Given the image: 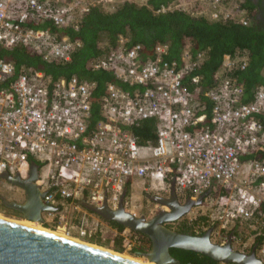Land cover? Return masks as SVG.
Wrapping results in <instances>:
<instances>
[{"label": "built area", "instance_id": "2783aa9c", "mask_svg": "<svg viewBox=\"0 0 264 264\" xmlns=\"http://www.w3.org/2000/svg\"><path fill=\"white\" fill-rule=\"evenodd\" d=\"M147 1L0 0V48L22 47L44 62L67 63L81 43L58 39L41 25L76 31L93 6L114 11L125 3ZM243 3L172 0L155 13L180 11L247 27ZM127 39L118 37L90 64L93 71L110 72L129 87L106 85L96 122L95 83L75 76L52 82L41 71L16 72L12 62L0 58V191L8 183L4 174L28 179L33 159L42 203L54 209L41 213V225L110 244L119 237L130 251L143 244L138 233L127 227L119 231L81 202L110 211L122 205L138 217L127 207L128 183L147 182L169 194L173 182L177 195L193 200L209 192L199 206L208 226L227 230L250 224L254 240L248 249L255 245V255L264 263V159L256 157L264 152V89L256 87L254 99L243 102V84L231 76L247 67L248 56L224 55L215 83L203 91L201 77L192 72L206 60L204 52L192 55L187 44L179 60H169V45L156 44L152 56L143 59L142 47L128 48ZM146 121L154 122V139L139 144L133 131ZM11 187L8 183L6 189ZM1 198L0 192V205ZM194 225L193 233L199 234Z\"/></svg>", "mask_w": 264, "mask_h": 264}, {"label": "trees", "instance_id": "16d2710c", "mask_svg": "<svg viewBox=\"0 0 264 264\" xmlns=\"http://www.w3.org/2000/svg\"><path fill=\"white\" fill-rule=\"evenodd\" d=\"M171 1L148 0L146 5L125 3L114 11H104L93 6L82 17L76 31L71 28L57 29L49 23L41 25V29L55 34L58 39L67 37L71 41H79L81 43V46L73 52L70 61L67 63L44 62L40 57L30 54L22 47H16L11 50L0 48V58L12 62L16 72L22 68L41 71L52 82L61 78L68 79L75 76L80 80L95 83L96 90L92 101V122L98 120L100 111L99 100L104 94L108 83L118 85L123 90L129 91V87L117 82L110 72L93 71L90 68V64L93 61L105 54L100 44L103 37L106 38L108 47L115 46L118 37H127L126 46L128 48L135 44H139L142 47L140 56L143 59L152 56V51L156 44L169 45V60H179L187 44L192 55L204 52L207 55L206 60L196 71L192 72L193 75L201 77V88L203 91L215 83V74L221 67L224 55H229L232 58L247 55V67L242 71L233 72L231 76L243 84V102L253 100L256 87L261 86L264 89V0H257L256 2L254 0H244L242 8L248 10L250 19L247 27L233 22H210L200 17H190L180 11H173L167 14L155 13L160 6L168 5ZM30 26L35 27L33 25ZM207 106L209 108L210 105L207 103ZM261 120L264 122V117ZM153 130L154 122L146 121L142 124V128L135 129L133 132L139 138V144H143L148 138L154 139ZM256 157L260 160L264 159V152ZM3 207L1 204L0 208L5 210ZM109 223L119 231L124 228L114 221H109ZM181 229L179 233L194 235L186 228ZM72 238L74 240L77 239ZM89 242L99 245L98 247L100 248L109 249L102 247L105 243ZM105 242L110 243L109 241ZM149 249L150 242L147 240V251ZM113 251L117 253L123 252L120 239L115 241ZM143 252L136 251L132 252L131 255L136 257ZM169 252L171 257L180 264H219L204 255L192 251L172 248ZM122 255L125 256L126 254L122 253Z\"/></svg>", "mask_w": 264, "mask_h": 264}, {"label": "water", "instance_id": "95a60500", "mask_svg": "<svg viewBox=\"0 0 264 264\" xmlns=\"http://www.w3.org/2000/svg\"><path fill=\"white\" fill-rule=\"evenodd\" d=\"M29 178L20 179L17 175L4 174L3 178L11 185L18 187L25 194L22 203L1 198L2 205L21 215L22 220L42 224L41 213L54 211L42 203V193L36 186L37 166L31 165ZM197 200L187 197L181 205L178 202L173 182L170 187V197L161 198L149 196L151 201L167 207L169 211H161L152 219L135 218L127 213L122 205L118 210L110 211L105 206L95 208L81 202L82 206L106 221H114L123 227L146 236L150 240V249L141 257L153 264H180L172 258L169 250L172 248L192 251L204 255L215 262L224 264H264L255 255V247L245 254L231 247V236L223 246L211 243L212 229L201 236H192L169 229L165 224L175 223L188 214L193 207L200 206L203 198ZM0 264H139L124 258L116 252L96 248L85 242L76 243L66 238L32 229L7 218H0Z\"/></svg>", "mask_w": 264, "mask_h": 264}, {"label": "rangeland", "instance_id": "374dc122", "mask_svg": "<svg viewBox=\"0 0 264 264\" xmlns=\"http://www.w3.org/2000/svg\"><path fill=\"white\" fill-rule=\"evenodd\" d=\"M104 11H110L107 10L106 8L103 9ZM101 47L104 49L105 52H107L108 50V42L106 41V38H101ZM142 182V181H139ZM8 185V183H5V187L1 189V197L5 198L7 200L10 201H16V202H23L25 200V194L24 192L19 189L18 187H15L12 185V187L10 189H6V186ZM142 187H139L138 190H130L128 192V201H129V205L128 210L130 212H135L137 214L138 217H145V218H150L153 214H158L161 211L167 210V208H162L160 205L154 203L153 201H151L150 198H148L149 196H157L160 197V195L162 196H166L169 197L170 193L168 194L167 192L163 191V192H159L157 190H155L154 188L148 186V183L146 182L144 185H141ZM142 188V189H141ZM131 192H133V197L130 195ZM157 193H159L160 195H158ZM180 201H183L185 199V195H177ZM163 198V197H162ZM5 210H2L0 208V216L3 218H7L10 220H14V221H22L21 215L18 212H15L12 209L3 207ZM202 208L197 207V208H193L188 214L184 215L180 220H178L175 223H171V224H166L165 226L169 229H172L174 231L179 232V230H182L181 228H186L187 230H190L191 232H193V228L195 227L194 224H197L198 226V231H200V228H204L207 226L205 219L203 218V214H202ZM169 211V209L167 210ZM128 212V211H127ZM193 221V222H191ZM190 222L193 224V226L190 224ZM41 228L51 231V232H56V233H60V234H64L61 231H57L55 229L50 228L48 225H41L38 224ZM206 229V228H205ZM214 234L211 236V242L218 244V243H222L224 240L227 241L228 237H229V233L232 232L233 235V240H232V248L235 251H240V252H244V253H248V248L249 246L252 244L253 240H254V231H253V227H251L250 224L248 223H242V224H236L234 227H231L227 230H220L215 228L214 229ZM183 232V231H182ZM189 234V233H188ZM65 235V234H64ZM191 235V234H189ZM70 238L74 237L77 238L76 235H74V233L69 236ZM73 239V238H72ZM77 241L80 242H85L87 244H90L92 246L98 247L97 244L95 243H90L91 242H99V243H105L104 246L105 248H109L113 251V247L114 245H110L109 243L105 242V241H101L99 238H94V239H75ZM100 248V247H98ZM123 252L124 254L127 255V257L137 260V261H141V262H145L147 263L142 257L141 255L134 257L133 255H131L132 251H128L125 250L123 247ZM115 252V251H113ZM120 253V254H122ZM125 255V256H126Z\"/></svg>", "mask_w": 264, "mask_h": 264}, {"label": "bare ground", "instance_id": "6f19581e", "mask_svg": "<svg viewBox=\"0 0 264 264\" xmlns=\"http://www.w3.org/2000/svg\"><path fill=\"white\" fill-rule=\"evenodd\" d=\"M0 218L1 219H4L3 217H1L0 216ZM8 221H12V220H10V219H8ZM14 221V220H13ZM14 222H17L18 224H21V225H24V226H26V227H30V228H32V229H37V230H40V231H45V232H47V233H53V234H55V235H57V236H60V237H63V238H66V239H68V240H70V241H73V242H76V243H82V242H80V241H77V240H74V239H71L69 236H67V235H64V234H60V233H56V232H51V231H48V230H46V229H43V228H41L37 223H33V222H27V221H24V220H22V221H14ZM96 248H98V247H96ZM100 249H104V248H100ZM104 250H107L108 252H113L112 250H109V249H104ZM117 253V252H116ZM117 254H119L120 256H122V257H124V258H127V259H130V260H133V261H135L136 263H139V264H153V263H149L148 261H146L147 263H145V262H141V261H137V260H135V259H131L130 257L128 258L127 256H124V255H122V254H120V253H117Z\"/></svg>", "mask_w": 264, "mask_h": 264}, {"label": "clouds", "instance_id": "9594fccd", "mask_svg": "<svg viewBox=\"0 0 264 264\" xmlns=\"http://www.w3.org/2000/svg\"><path fill=\"white\" fill-rule=\"evenodd\" d=\"M176 196H177V194H176ZM156 197H157V196H156ZM169 197H170V196H169ZM169 197H163V198H169ZM148 198H149V197H148ZM161 198H162V197H161ZM177 198H178V196H177ZM186 198H187V197H186ZM186 198H185L183 201H180L179 198H178V202H179V204L182 205V204L185 202ZM202 203H203V202H202ZM158 205H159V204H158ZM201 205H202V204H201ZM201 205H200V206H201ZM160 206H161V205H160ZM161 207H162V208H167V207H164V206H161ZM197 207H199V206H196V207H193V208H197ZM193 208H192V209H193ZM192 209H191V210H192ZM167 210H168V208H167ZM167 210H164V211L167 212ZM191 210H190V211H191ZM127 213H129V212H127ZM129 214H131V213H129ZM131 215H132V214H131ZM135 218H139V217H135ZM203 218L205 219L204 216H203ZM145 219H146V218H145ZM205 220H206V219H205ZM108 222H109V221H108ZM206 224H207V223H206ZM165 225H166V224H165ZM233 227H234V226H233ZM205 228H206V229H205ZM215 228L220 229V228L218 227L217 224H214V225H210V224H209V226L207 225L206 227L203 228V229H205V230H203L202 228H200V231H199L200 233H199V234H194V233L192 232V234H194V235H192V236H201V235H203L207 230L212 229V232H211L210 237H209V238H210V241H211V236L214 234V231H215L214 229H215ZM230 228H231V227H230ZM192 231H193V230H192ZM232 232H234V231H231V233H229V237H230V236L233 237ZM200 234H201V235H200ZM188 235H189V234H188ZM229 237H228V238H229ZM227 240H228V239H227ZM226 242H227V241H226ZM226 242H225V243H226ZM211 243H213V242H211ZM225 243H218V244H216V245L223 246ZM213 244H215V243H213ZM254 246H255V245H253V247H254ZM231 247H232V239H231ZM253 247H252V248H253ZM252 248H251V249H252ZM232 249H233V248H232ZM250 251H251V250H248V253H250ZM238 252H240V251H238ZM241 253H244V252H241ZM248 253H245V254H248ZM219 264H224V263H219Z\"/></svg>", "mask_w": 264, "mask_h": 264}, {"label": "flooded vegetation", "instance_id": "af4514ba", "mask_svg": "<svg viewBox=\"0 0 264 264\" xmlns=\"http://www.w3.org/2000/svg\"><path fill=\"white\" fill-rule=\"evenodd\" d=\"M155 216V214H153L150 218H146V220H150V219H152L153 217ZM114 227V226H113ZM116 228V227H115ZM138 233V232H137ZM138 235H139V237H140V239L142 240V242H143V244L141 245V247H134V248H132L131 249V251L132 252H136V251H138V252H143V251H147V240H149L146 236H144L143 234H141V233H138ZM118 239H120L121 240V238H115V241L116 240H118ZM115 241H114V243H115ZM149 242H150V240H149ZM110 244V243H109ZM111 246L112 245H114V244H110ZM143 253H145V252H143ZM142 253V254H143ZM141 255V254H140ZM135 257V256H134Z\"/></svg>", "mask_w": 264, "mask_h": 264}, {"label": "crops", "instance_id": "0c3cea01", "mask_svg": "<svg viewBox=\"0 0 264 264\" xmlns=\"http://www.w3.org/2000/svg\"><path fill=\"white\" fill-rule=\"evenodd\" d=\"M254 1L256 2L257 0H254ZM141 5H142V4H141ZM144 5H145V4H144ZM108 48H109V47H108ZM30 162H31V165L34 164V163H33V162H34L33 159H30ZM141 185H142V182H139L138 180H134L133 182H129V183H128V187H129V188H128V192H129L130 190H132V189H133V190H134V189H135V190H138L139 187H142ZM141 189H142V188H141ZM130 195L133 197V192H131ZM8 201H10V200H8ZM15 202H16V201H15ZM23 202H24V201H23ZM1 203H2V202H1ZM18 203H22V202H18ZM232 247H233V246H232Z\"/></svg>", "mask_w": 264, "mask_h": 264}]
</instances>
